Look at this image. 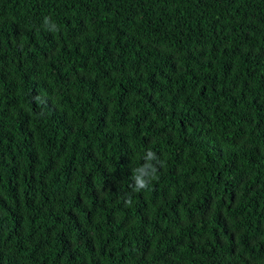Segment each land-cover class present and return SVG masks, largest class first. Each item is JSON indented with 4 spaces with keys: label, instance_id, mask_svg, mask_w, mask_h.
I'll use <instances>...</instances> for the list:
<instances>
[{
    "label": "trees",
    "instance_id": "1",
    "mask_svg": "<svg viewBox=\"0 0 264 264\" xmlns=\"http://www.w3.org/2000/svg\"><path fill=\"white\" fill-rule=\"evenodd\" d=\"M0 264H264V0H0Z\"/></svg>",
    "mask_w": 264,
    "mask_h": 264
},
{
    "label": "clouds",
    "instance_id": "2",
    "mask_svg": "<svg viewBox=\"0 0 264 264\" xmlns=\"http://www.w3.org/2000/svg\"><path fill=\"white\" fill-rule=\"evenodd\" d=\"M148 157L150 159H154L155 158V154L151 151L148 152ZM149 169H151V173L148 171ZM138 172V175L134 176V181H135V189L137 191L141 190V189H145L148 187V181L145 179L146 176L151 175L154 178V174H155V169L152 168V166L149 165H145L142 168H139L136 170ZM131 201H129L130 203Z\"/></svg>",
    "mask_w": 264,
    "mask_h": 264
}]
</instances>
